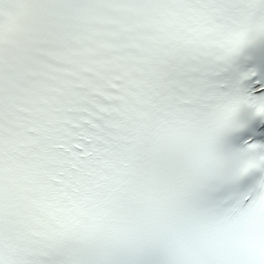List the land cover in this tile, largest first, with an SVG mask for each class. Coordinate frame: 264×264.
<instances>
[{
    "label": "snow or ice",
    "instance_id": "1",
    "mask_svg": "<svg viewBox=\"0 0 264 264\" xmlns=\"http://www.w3.org/2000/svg\"><path fill=\"white\" fill-rule=\"evenodd\" d=\"M0 264H264V0H0Z\"/></svg>",
    "mask_w": 264,
    "mask_h": 264
}]
</instances>
